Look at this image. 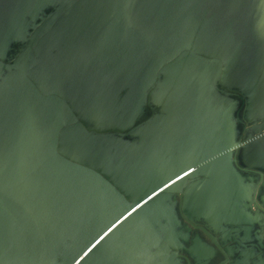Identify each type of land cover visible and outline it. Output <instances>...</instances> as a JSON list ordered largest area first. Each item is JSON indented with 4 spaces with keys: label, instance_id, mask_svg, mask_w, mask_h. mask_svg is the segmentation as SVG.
I'll return each instance as SVG.
<instances>
[{
    "label": "crops",
    "instance_id": "obj_1",
    "mask_svg": "<svg viewBox=\"0 0 264 264\" xmlns=\"http://www.w3.org/2000/svg\"><path fill=\"white\" fill-rule=\"evenodd\" d=\"M0 1L7 7L12 5L21 10L16 0ZM227 3L229 11L209 4L205 6L200 0H167L164 6H146L141 15L142 24L158 33L170 34L165 45L147 51L146 37L128 35L113 24L119 31L111 42L102 40L103 46L94 43L93 49L92 41L87 37L93 52L80 65L88 64L93 53L98 59L95 80L82 75L87 82L84 84L93 86L64 83L57 85L58 94L55 89L48 95L39 92L40 98L49 101L45 113L37 115V122L32 114L35 103L27 109L30 121L22 114L10 120L18 123H14L16 129L12 128L3 154L5 158L13 155L17 168L12 169L6 162L4 166L0 163V169L4 179L8 180V188L13 187L14 180L21 179L14 185L15 195L19 194L18 184L29 180L15 176L20 171L40 173L45 166V171L50 170L52 167L47 164L52 161L67 170L62 176L58 174L61 173L59 170H51L46 192H43V186L37 191L39 194L42 190L44 197L56 200L55 209H47L44 216H35L46 256L50 250V228L59 235L60 245L66 235L57 227L70 233L74 239L73 257L77 258L83 251L77 247L83 244L88 247L99 238L104 228H109L105 226L116 217L115 211H123L126 204L130 208L132 204L140 203L183 170L218 155L216 161L149 199L137 209L141 214L138 218L133 214L128 216L124 231L117 230L104 237L77 264H138L136 258L144 261L153 250L151 246L159 242L158 237L162 238L169 230H162L165 220L157 225V231L151 226L156 212L164 210L167 213H161V216H173L179 221L186 218L184 223L199 242L206 241L200 227L216 236L230 256L228 264H237L238 253L246 264H264V146L256 141L259 133L264 132V119L255 99L247 106L248 113L241 112L247 103L246 88L241 82L253 80L257 74L243 44L250 21L237 18L242 9H232L230 0ZM88 26L89 22L83 28ZM82 33L77 38L78 43L83 40ZM190 40L194 47L182 50ZM72 50L69 44L59 55L69 59ZM195 50L231 64L233 73L226 83L229 88H218L215 81L217 68L211 62L199 60V54L191 55ZM173 56L169 62L167 59ZM160 64L155 70L157 75L152 76V71ZM79 67L65 72H73ZM167 68L169 72L158 90L157 81ZM252 71L254 77H246ZM59 73L54 72L55 75ZM101 76L106 78L101 79ZM147 85H151L152 94L146 100L151 114L138 122L142 113L138 95ZM156 91L159 93L153 97ZM100 103L106 105L99 107L102 110L96 109ZM158 103L159 107L153 106ZM96 111L111 117L102 122L116 126L118 119L124 117L132 126L122 132L94 133L83 122L82 115L96 116ZM154 115L158 121L152 120ZM35 122L38 124L36 131L30 134V127L24 129L25 124L30 126ZM132 132L135 134L132 139L141 136L142 144L135 146L134 141H130ZM111 135L127 138V143H120ZM40 182L45 183V180ZM170 200L174 201L173 206L168 205ZM42 203L40 199L34 206L41 207ZM195 204L198 210L194 208ZM47 207L44 206V210ZM181 224L176 226L175 232H181ZM220 227L227 228L229 233H223ZM180 236L179 243L190 248L189 239ZM11 238L10 243L16 251H25L24 245L23 249L19 248L13 234ZM238 243L248 246L250 253L238 252ZM141 248L146 251L136 257V251ZM211 248L203 247L208 252ZM59 250V245L54 248L55 259ZM204 250L198 254L203 255ZM246 254L254 257L246 260ZM35 257L36 250L33 261ZM221 260L210 264H219Z\"/></svg>",
    "mask_w": 264,
    "mask_h": 264
},
{
    "label": "rangeland",
    "instance_id": "obj_2",
    "mask_svg": "<svg viewBox=\"0 0 264 264\" xmlns=\"http://www.w3.org/2000/svg\"><path fill=\"white\" fill-rule=\"evenodd\" d=\"M162 1L163 0H55L53 6H48L44 10L41 8L36 9L34 18L31 19L28 23V38L26 39L25 44L19 43L11 48V52L9 55H7L8 59H6L5 63H12L14 61L15 55H17V53L19 52V46L24 47L21 52L26 50L28 53H30L31 58H29V61L34 66H36L35 69L39 71L38 75L32 73V78L35 84L39 87H42L44 85V88L41 91L42 93H45L46 95H48L49 93L53 94L54 89L56 91L58 90L57 85L65 82L71 85H82L90 88L93 85L91 83L84 84L87 82L84 81L82 75L86 74L91 79V81H94L99 65L98 59L93 53L92 56H90V58L92 59L88 62V64L80 65V63H83L87 59L90 52H93L90 47V43L87 42V36H89V33H97L108 25L113 24L119 27L128 35H140L146 37V39L148 40V46L146 47L145 51L154 46L165 45L167 43V40L170 38V34L158 33L156 31H153L152 29L146 28L142 24L140 16V14L143 13L142 10L145 6H160L158 3H161ZM202 2L207 4L205 0ZM217 3L225 5L226 2L225 0H219ZM213 5L217 6L215 4ZM245 8L247 9L246 11L250 17V23L248 26V34L246 36V39H244L243 44L246 52L252 58L254 69L257 75L253 80H243L241 82V86L246 88V93L244 94L247 96L246 108H243L241 112L245 114L248 113L247 106L249 105L250 101H253L255 99L261 106L262 118L264 119V0H246ZM222 9L228 10L229 7H224ZM86 17L89 20V26L88 28H83V19L85 20ZM82 30L85 31L83 40L81 41V43H76L77 46L73 48L74 50L71 51L69 59H64V57L59 56V54L63 52L62 50L67 45L72 44L77 40ZM34 36L35 38H33L32 42L31 38ZM3 38H7L6 31L3 32ZM46 40H48V46H50V48L47 46L45 49H40V46ZM191 42L192 41L190 40L186 44V46H188L189 48H191V46L194 47ZM54 43L59 44L58 46H55L56 44ZM59 48H61L60 51L58 50ZM57 50L59 52L57 53L58 55L56 54ZM180 52L181 50L178 52V54ZM51 53H55L53 54L54 60H50L49 62L43 61V59L47 56H50ZM194 53L199 54L197 56L199 60L203 62L208 61V63L211 62L213 63V65H215V67L217 68L215 81L216 84H218V88H229L226 83L233 73L231 64L228 63V61L226 62L225 60L220 59L216 56L204 55L196 50L195 52L193 51L191 55H193ZM174 56L170 57L167 60L171 62ZM34 60L39 62V64L37 65ZM24 64V61H22L19 67L12 72L1 73L0 71V81H2V83L0 84V163L2 164V166H4L6 162L10 166H17L16 163H13V155L5 158V155L3 154L5 150L6 140L9 139L12 128L13 130L16 129L14 123H18L10 120L14 118L16 114L21 113L22 115H24V117H27L26 121H30V113L28 112L27 108L29 107L31 101H33V99H36V92H31L33 90L31 89V91L28 92V96L25 100H15L14 98L25 95L21 94V92H15V89L20 87V81L19 79L16 80V78L7 81L14 75V72L18 73L20 69L22 70L25 67ZM77 66L84 68L73 74H67L65 72L72 67ZM52 69H56L57 71L60 70L62 74L55 75L54 73H52ZM29 72L31 73V71H28L25 75L22 76V85L29 81ZM47 84L50 85L47 86ZM11 85L12 87L15 86V89H13L12 91H8ZM53 85L55 87H53ZM6 93L7 96L3 98L4 94ZM55 94H58V91L55 92ZM151 94V91L150 93L148 92L147 98L150 97ZM9 98L14 99V101L6 102V99ZM22 101H24V103H21ZM48 101L49 99L40 97H38V100H35L37 104H35L36 106L34 105L32 112V114L34 115V121L37 122V115H42L45 113ZM14 108L16 109V112L10 114V111H14ZM36 122L30 124V126H28V124H25L24 129L30 127V129L28 130H30L31 134V132L36 131V127L38 125ZM44 156V158H46L47 154L45 153ZM58 159L59 161L61 160L60 157ZM32 175L29 172H22L20 176L30 178L32 177ZM1 177L3 178L2 171L0 170V194H2L1 191L5 190V180H3ZM28 191L29 190L25 191V193H28ZM4 195L12 196V193L5 192ZM168 205L173 206L174 201L170 200V203ZM164 212L167 213V210H164ZM164 212H156L155 217L153 216L154 219L152 220L151 226L154 228L156 224L158 225V222L161 224L162 221L165 220L166 222L162 224L164 227V231H166L167 229L175 231L176 226L179 223L181 224L184 219H181L179 221L173 216L172 218H169L167 215L161 216V213ZM127 220L128 217L125 218V222L128 223ZM181 225L185 230L189 231V227L188 225H186V222L184 223L183 221V224ZM5 228L9 229L14 237H16V239L18 240L19 248L23 249V245L25 246V251L21 250L18 252L15 248L12 247L10 243L11 236L9 234H7L6 238L2 236V234L6 230ZM146 231L150 233V228H147ZM196 242L199 243L198 240H196ZM42 243L44 242L42 241ZM37 248L38 242L33 231H31V228L28 227L27 223L19 214H17L15 211L10 210L9 207H7L0 201V264H34L35 260L33 261L32 259ZM145 251L146 248H141L136 251L135 256L140 257ZM237 251L239 252V250ZM202 253H204V255L207 254L209 262H219L221 259H223L222 254H220L214 247L210 249V252L204 250V252ZM45 254L46 250L43 244L41 264H52L49 258L44 257ZM197 256L198 254L195 255V258H197ZM207 258L205 257L202 263H205L207 261ZM135 260L138 264H154V262L157 261L156 258L144 261L136 258ZM235 262H237V264H243V259L239 253L236 257Z\"/></svg>",
    "mask_w": 264,
    "mask_h": 264
},
{
    "label": "water",
    "instance_id": "obj_3",
    "mask_svg": "<svg viewBox=\"0 0 264 264\" xmlns=\"http://www.w3.org/2000/svg\"><path fill=\"white\" fill-rule=\"evenodd\" d=\"M0 12H2L5 15H8L10 17L15 16L12 12V9L10 7H7L1 1H0ZM50 60H54V59L51 58ZM21 61H25V64H26L25 68L23 70H21L19 73H17L16 75H13L12 77H10L7 81L12 80L13 78H16L17 76L25 74L26 72H28L29 70L32 69L33 64H31L29 61L27 51L22 52L16 58V60L13 63L5 64V63L0 62V69L12 72L14 69L18 68ZM83 68L79 67L77 70H75L73 72H67V74L68 73L69 74L76 73L77 71H79L80 69H83ZM56 71L57 70L55 69V72ZM68 71H70V69ZM59 72H60V70L57 71V73H59ZM60 74H62V72H60L57 75H60ZM258 140L264 146V132H260L256 138V141L259 145ZM217 157H218V155L212 156V157L204 159V160H201V161L195 163L190 168L183 170L176 177H174L169 182L164 184L156 192H154L152 195L148 196L145 200L141 201L140 203L132 204L130 206V208H129L128 204L125 203L126 205L124 206L125 208L123 209V211H121V212L115 211L116 217L111 219V221H112L110 223L111 225L109 224V225L105 226V227L109 226V228L107 230L104 228V230L102 231L103 234L99 238H96L95 240H93L94 242L92 244L88 245L89 248L87 247L86 244H83V245L77 247L78 250H81V251L83 250L82 252H79L80 254L78 253V255L76 256L77 258L73 257L74 253H75L74 239L72 238V236H70V233H67L66 231H64V229L57 227V230L61 231L64 235H66V238L63 239V242L60 245L61 241H60L59 235L53 233L52 229L50 228V230H51L50 236H49L50 237L49 238L50 243L48 245V247H50V250H48V253H47L48 255L47 256L45 255V258H49L51 260L50 262L52 264H77L87 253L90 252V249L92 247H94L104 237H107L109 234H111L117 230L124 231L123 226L125 224H127L125 222V218H127L128 216H130L132 214L134 215L135 218H138L139 215H141L140 212H138L139 208L142 205H144L149 199L155 197L157 194L161 193L163 190H164V192L166 190H170L171 188L174 187L175 183H177L178 180H181L185 176L189 175L190 173L201 169L203 166L211 164L212 162L217 160ZM262 160L264 161V159H262ZM47 165L51 166L52 168L50 170L45 171V167H46L45 166L44 169L40 173L39 172L33 173L31 171H25V172H29V173H31V175L32 174L33 175H32V177L27 178L29 180L24 181L22 185L18 184L19 185L18 188H20V190L18 191V193H19L18 195H15V193H14L15 191L13 190V188L15 187L14 186L15 183L20 182L21 179L19 181H15V180L13 181L12 180L14 183V184H12L13 187L8 188V187H6V184H7L6 182H8V180H5L4 177L3 178L1 177L3 180H5V186H4L5 192L8 191L9 193H12V196L4 195L5 192L3 191L2 194H0V201L2 203H4L7 207H9L10 210L15 211L17 214H19L22 217V219L27 223L28 227L31 228V231H33V233L37 239L38 248L36 250V257H35L34 264H41V259H42V255H43V244H44V243H42V241L44 242V240L42 239V236H41L40 230L38 228L35 216L38 214H41L42 216H44L45 214H47V212H46L47 209H49V211H50L53 208L55 209V206H56L54 204V202L56 201V200H54V198L53 199L46 198L41 193L42 190H40L39 194H37V191L39 188H41L43 186L44 187L43 192H46L45 186H46V182H48L49 176L52 175L51 170H53V169L59 170L61 172V173H58L60 176L65 174V172L67 171V170H63L62 166H60L61 164L53 162V161L48 163ZM13 168L16 169L17 166L12 165V169ZM21 173H22V171L17 173L15 176H20ZM60 178H62V177H60ZM41 180H45V183L40 182ZM37 181L39 182V184H36ZM32 186H33V189H31ZM27 190H29L28 193H25V191H27ZM40 199H41V201L43 200L41 207H40V205L34 206L35 202H37V201L40 202ZM46 205H48V207L44 210V206H46ZM200 214H203V213H200ZM183 219L186 220V218H184V217H183ZM199 229L201 232H203L207 236L209 241L212 242L214 244V247L222 254L224 260L221 261L220 264H228L230 261V256H229L228 252L224 249V247L221 245V243L217 239V237L214 236L213 234H211L210 232H208L205 228L200 227ZM162 230L164 231V229H162ZM7 231H8V233H7ZM5 232H6V234H5ZM79 232H81V231H79ZM223 233L227 234V233H229V230L227 228H224ZM7 234L12 236L11 231L8 229H6L4 231L2 236L3 237L5 236V238H6ZM180 235H183L184 237L189 239L188 241L190 243V246H189L190 248L183 247V245H181V243H179V238L181 237ZM230 235L231 234H229L228 237H230ZM76 236L78 238L80 237L77 233H76ZM232 238L237 242V240L234 236H232ZM158 239H159V242H157V244L155 246H151L153 250L143 260H152V259L156 258L157 261L154 262V264H194V246H193L194 235L192 232L185 230L184 228H182L180 233L175 232L173 230H168L167 232L164 233L162 238H160V236H159ZM201 243L203 244V242H201ZM238 244L241 246V247L239 246V248H238L239 252H241L240 249L246 250V251L249 250L248 246L243 245L241 243H238ZM58 245L60 246V250H59L60 252L58 253L57 259H55V257H53V255L55 254L54 248L56 246L58 247ZM188 252L189 253L191 252V253L189 254ZM197 254L198 253H196L195 255H197ZM205 257L207 258V254L206 255L198 254V256L196 258V261H197L196 264H210L211 262H209V261L202 263V261H204ZM251 257H252V255H251ZM164 259H166V262H164L165 261ZM207 260H208V258H207ZM243 264H245L244 259H243Z\"/></svg>",
    "mask_w": 264,
    "mask_h": 264
},
{
    "label": "flooded vegetation",
    "instance_id": "obj_4",
    "mask_svg": "<svg viewBox=\"0 0 264 264\" xmlns=\"http://www.w3.org/2000/svg\"><path fill=\"white\" fill-rule=\"evenodd\" d=\"M50 2H48V0H44V2H43V0H16V2L18 3V7L21 9V10H16L15 8H13V6L11 5V9H12V12H13V14L15 15V16H12V17H10V16H8V15H5V14H3L2 12H0V43H1V45L3 46V47H1L0 46V62L1 63H5L6 62V59H8L7 58V55H9L10 54V52H11V48H13L15 45H17V44H19V43H21V44H25V41H26V39L28 38L27 37V34H28V23H29V21L31 20V19H33L34 18V15H35V13H36V9H38V8H41V9H46V7H48V6H53L54 5V2H55V0H49ZM201 2H202V0H200ZM207 1V4H209V5H213V4H215V5H217V6H215V7H217V8H224V7H229V9L228 10H225V11H229L230 10V6H229V4L227 3V0H225V5H221V4H219V3H217L219 0H206ZM210 2V3H209ZM166 3V2H165ZM204 3V2H203ZM230 3H231V5H232V9L233 8H235V7H240L241 9H242V13H240L239 15L237 14V18H242L244 21L246 20V18L247 19H249L250 17H249V14L247 13V9L245 8V6H244V0H230ZM206 4V3H205ZM165 5V4H164ZM214 6V5H213ZM146 7V6H145ZM144 7V8H145ZM144 8H143V10H144ZM142 10V11H143ZM224 10V9H223ZM142 14H140V16H141ZM230 17H231V14H230V12L228 13V18L230 19ZM87 18V17H86ZM86 18H85V20L83 21V23H82V26L84 27L85 26V24H88V18H87V20H86ZM23 20H24V22H23ZM249 21H250V19H249ZM19 28H20V30H19ZM4 31H6V33H7V38L6 39H4L3 38V32ZM21 31V32H20ZM118 31H119V29H117L116 27H114V26H112V25H109V26H107L106 28H103L102 30H100L99 32H97V33H89V36H87L91 41H92V44H93V49L95 48V45H94V43H98V44H100V45H102L103 46V41L102 40H104V41H110L111 42V38H115L116 37V35H117V33H118ZM80 33H82V32H80ZM80 35V34H79ZM84 35H85V31L82 33V38L84 37ZM79 37V36H78ZM33 38H35V36L34 37H32L31 38V41L33 42ZM78 41V39L73 43V44H71V47L72 48H74V47H76L77 45H76V42ZM80 41H82V40H80ZM60 43V42H59ZM59 43H54V44H56L55 46H58V44ZM48 46V40H46V41H44L43 43H42V45L40 46V49H45L46 47ZM49 48H50V46H48ZM23 48L24 47H20L19 46V52H21L22 50H23ZM39 48V47H38ZM98 50H99V52H100V48H97ZM59 51L61 50V48H59L58 49ZM58 50H57V52H56V54L57 53H59L58 52ZM24 51H26V50H24ZM23 51V52H24ZM17 53V55H15V57H14V61L16 60V58L22 53ZM53 54H55V53H51L50 54V56H47V57H45L44 59H47V60H49V59H54V56H53ZM58 55V54H57ZM59 56H61V55H59ZM28 58H31V56H30V53H28ZM13 61V62H14ZM36 63H37V61L36 60H34ZM12 62V63H13ZM22 62V61H21ZM20 62V63H21ZM24 63H25V61H24ZM31 63V62H30ZM6 64V63H5ZM10 64V63H9ZM32 64V63H31ZM39 63H37V65H38ZM20 65V64H19ZM24 65H26V64H24ZM19 67V66H18ZM35 67L36 66H34L33 65V67H32V69L31 70H29V71H31V73H30V79H29V81H27L25 84H21V79H23L22 78V76L23 75H25V74H23V75H20V76H17L16 77V80H18L19 79V81H20V83H19V88H16L15 89V86L14 87H12V85L10 86V88H9V90L8 91H12L13 89H15V92H21V94H25L24 96H19L18 98L16 97V98H14L15 100L16 99H20V101L21 100H25L26 98H27V96H28V92L29 91H31V89H33L31 92H36V99H33V101H31V103H30V105H29V107L30 106H32L33 105V103H35V104H37L36 102H35V100H38V97H40V93L39 92H41L42 91V89L44 88L43 86L42 87H39L38 85H36L35 84V82L33 81V78H32V76H33V74H36V75H38L39 74V71L38 70H36L35 69ZM25 68V67H24ZM23 68V69H24ZM17 69V68H16ZM16 69H14V70H16ZM22 69V70H23ZM13 70V71H14ZM0 71H1V73H4V72H9V71H6V70H3V69H0ZM21 71V69L18 71V73ZM47 71V70H46ZM49 71V70H48ZM55 72V69H52V73H54ZM33 73V74H32ZM17 74V72H14V75H16ZM101 79H105L106 77H100ZM31 81V82H30ZM99 81H100V79H99ZM1 82L2 81H0V84H1ZM60 84H64V83H60ZM59 85V84H58ZM32 87H34V88H32ZM76 88H78V87H76ZM5 89H7V88H5ZM4 89V90H5ZM70 89V88H69ZM69 89H68V92H69ZM72 89H75V87L74 88H72ZM42 93V92H41ZM5 96H7V93L6 94H4V96H3V98L5 97ZM14 99H6V102H12V101H14ZM21 103H24V101H22ZM36 106V105H35ZM28 107V108H29ZM27 108V109H28ZM16 109L14 108V111H10V114H12L13 112H16L15 111ZM19 114H21V113H19ZM19 114H16V116L17 115H19ZM172 187V186H171ZM3 191H1V193H2ZM196 210H198L197 208H196V204H195V207H194ZM199 213H202V212H199ZM169 217V216H168ZM171 217V216H170ZM169 217V218H170ZM217 225H218V223H216ZM158 225H159V222H158ZM218 226H220V225H218ZM157 224H156V226L154 227V229H155V231H157ZM222 228V229H221ZM153 229V230H154ZM220 229L221 230H224V228L223 227H220ZM200 230V229H199ZM207 230V229H206ZM208 231V230H207ZM209 232V231H208ZM203 233V232H202ZM204 234V233H203ZM204 236H205V238H206V241H203V244L201 243V242H196V240H197V236H196V234L194 233V264H196V258H195V254L196 253H199V251L201 252V251H203L204 249H203V247H205V246H209V247H214V244L212 243V242H210L209 241V239L207 238V236L204 234ZM215 248V247H214ZM216 249V248H215ZM217 250V249H216ZM218 251V250H217ZM240 251L243 253V252H245V253H247V251L246 250H242V249H240ZM219 252V251H218ZM248 252H249V250H248ZM220 253V252H219ZM250 253V252H249ZM221 254V253H220ZM246 260H250V259H252L254 256H253V254H252V257H251V254H246ZM250 257V258H249ZM258 258H260V257H258ZM223 260H224V258H223ZM222 260V261H223ZM208 261V260H207ZM244 262H245V260H244ZM220 264V263H219ZM245 264H246V262H245Z\"/></svg>",
    "mask_w": 264,
    "mask_h": 264
},
{
    "label": "trees",
    "instance_id": "obj_5",
    "mask_svg": "<svg viewBox=\"0 0 264 264\" xmlns=\"http://www.w3.org/2000/svg\"><path fill=\"white\" fill-rule=\"evenodd\" d=\"M204 1V0H202ZM206 1V0H205ZM166 0H163L161 3H158L160 6H164ZM207 2V1H206ZM0 46L3 47L0 43ZM189 48L188 46H183V49H187ZM196 59V58H194ZM161 64L156 66L155 69L152 71V76L153 74H156L157 75V72L158 71H155V70H158V68H160ZM169 72V68H167L164 72L161 73L157 83H158V90L160 89L166 75L168 74ZM151 76V75H150ZM65 84H68V85H71L69 83H66ZM151 90V85H147L144 90L138 95V106H139V109L142 111V113L140 114L139 116V119H138V122L139 120H143L145 119L146 117L149 118L150 117V114H151V109L150 107L148 106L146 100H147V94L148 92ZM159 91H156L154 93V96L153 97H156L158 95ZM153 97L151 98V101L153 100ZM158 100V99H157ZM106 105H104L103 103H100L98 107H96V109H100L102 107H104ZM153 106H158L159 107V103L158 104H153ZM100 107V108H99ZM109 109H110V105L108 106ZM102 110V109H100ZM102 113H97L96 111V116L95 115H91V116H83V122L86 124V126L91 129L94 133L95 132H104V131H109V130H117L119 132H122V131H125V130H128L130 126H132L130 124V121H126V119L123 117H121L120 119H118L119 121L117 122V125L116 126H113V124L111 122H102L101 120H105L107 118H111L109 115L106 116V115H101ZM108 120V119H107ZM152 120H155V121H158L159 118H156V115L153 116ZM109 121V120H108ZM107 124V125H106ZM128 127V128H127ZM136 133V131H134ZM134 132H132L131 134V138H130V141H134V144L135 146H138L140 143L142 144V137L141 136H138L136 139H132V137L135 136ZM92 133V134H94ZM117 141H119L120 143H127V138H123L122 136H114V135H111L110 137H112ZM5 226V224H4ZM9 230V229H8ZM5 238V236H4Z\"/></svg>",
    "mask_w": 264,
    "mask_h": 264
},
{
    "label": "bare ground",
    "instance_id": "obj_6",
    "mask_svg": "<svg viewBox=\"0 0 264 264\" xmlns=\"http://www.w3.org/2000/svg\"><path fill=\"white\" fill-rule=\"evenodd\" d=\"M202 3H203V2H202ZM203 5L208 6V4H205V3H203ZM254 75H255V73L252 71V72H251V75H250V76H246V77H248V78H253ZM164 260H165L164 262H166V259H164Z\"/></svg>",
    "mask_w": 264,
    "mask_h": 264
}]
</instances>
